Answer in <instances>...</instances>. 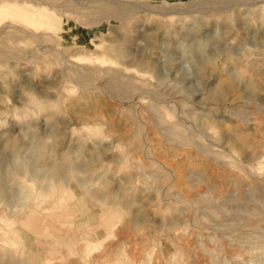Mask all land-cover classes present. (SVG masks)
I'll return each mask as SVG.
<instances>
[{"label":"rangeland","instance_id":"obj_1","mask_svg":"<svg viewBox=\"0 0 264 264\" xmlns=\"http://www.w3.org/2000/svg\"><path fill=\"white\" fill-rule=\"evenodd\" d=\"M0 264H264V0H0Z\"/></svg>","mask_w":264,"mask_h":264}]
</instances>
